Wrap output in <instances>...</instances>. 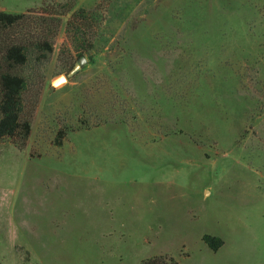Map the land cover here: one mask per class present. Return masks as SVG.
<instances>
[{"label":"rangeland","instance_id":"obj_1","mask_svg":"<svg viewBox=\"0 0 264 264\" xmlns=\"http://www.w3.org/2000/svg\"><path fill=\"white\" fill-rule=\"evenodd\" d=\"M50 4L31 135L0 141V264H264V0H0Z\"/></svg>","mask_w":264,"mask_h":264},{"label":"trees","instance_id":"obj_2","mask_svg":"<svg viewBox=\"0 0 264 264\" xmlns=\"http://www.w3.org/2000/svg\"><path fill=\"white\" fill-rule=\"evenodd\" d=\"M69 11L65 4H50L19 13L8 12L0 6V141L9 137L19 149L26 147L41 95L37 90L30 94V87L34 85L29 70L53 52L52 38L60 31L63 16ZM96 15L80 8L66 23L78 54L94 46L97 31L93 29V20ZM203 239L215 250L224 244L221 237L211 234H205ZM141 264L179 262L172 255H157L144 259Z\"/></svg>","mask_w":264,"mask_h":264},{"label":"water","instance_id":"obj_3","mask_svg":"<svg viewBox=\"0 0 264 264\" xmlns=\"http://www.w3.org/2000/svg\"><path fill=\"white\" fill-rule=\"evenodd\" d=\"M85 62H86V57H82V58L80 59V61H79V64H77L73 70H74V71L77 70V69L80 68L81 65L84 64ZM66 79H67L66 75H61V76H59L58 78H56V79L53 81V84H54V85H57V84H59L60 80H66Z\"/></svg>","mask_w":264,"mask_h":264},{"label":"bare ground","instance_id":"obj_4","mask_svg":"<svg viewBox=\"0 0 264 264\" xmlns=\"http://www.w3.org/2000/svg\"><path fill=\"white\" fill-rule=\"evenodd\" d=\"M62 81H64V80H60V82H62ZM60 82H59V83H60Z\"/></svg>","mask_w":264,"mask_h":264}]
</instances>
